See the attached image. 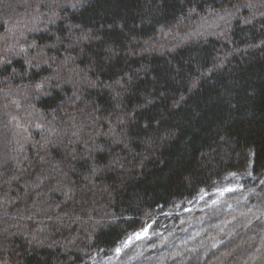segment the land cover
<instances>
[{
    "label": "trees",
    "instance_id": "trees-1",
    "mask_svg": "<svg viewBox=\"0 0 264 264\" xmlns=\"http://www.w3.org/2000/svg\"><path fill=\"white\" fill-rule=\"evenodd\" d=\"M18 1L28 2L8 14ZM43 1L0 0V20ZM242 1L253 3L74 0L32 36L34 57L0 44V82L21 89L16 99L32 87L51 113L73 101L53 116L50 139L68 156L55 165L47 150L9 147L3 123L15 107L0 99V264H84L228 171L264 173V17L245 16ZM58 60L72 67L52 76ZM242 247L227 264H264V250L251 259Z\"/></svg>",
    "mask_w": 264,
    "mask_h": 264
},
{
    "label": "rangeland",
    "instance_id": "rangeland-1",
    "mask_svg": "<svg viewBox=\"0 0 264 264\" xmlns=\"http://www.w3.org/2000/svg\"><path fill=\"white\" fill-rule=\"evenodd\" d=\"M46 1H43L41 6L38 4L39 7L33 12L18 13L21 16L14 19L8 18L6 22L3 18L0 20L7 26V33L0 39V44L6 48L10 55L25 56L27 59L34 57L38 45L35 40H32V36L39 33L42 27L58 22L63 7L70 6L74 2V0ZM18 2L12 4L8 9V14L19 12L28 1L25 4L24 1ZM32 2L33 0H29V3ZM249 2L253 3L242 1L239 4L240 7H243L241 13L246 16L247 12L245 11L249 9L248 15L254 16L253 19H260L256 17L262 14L264 17V0ZM213 11L206 13V18L210 17L214 20L215 18L211 14ZM227 18L229 16L225 19L227 20ZM213 20L210 23L215 22ZM217 21H224V18ZM190 39L187 38L179 42L181 44L188 43ZM171 40V43L175 42V40ZM51 48L57 49L56 46ZM45 54L44 52L43 56ZM0 56V64H2L4 56L1 53ZM44 57L52 61L51 56L45 55ZM50 81L45 83L50 84ZM14 88V94L20 93L21 89L15 90ZM26 89L24 90L26 92L24 99H15L11 103L13 106L15 101L23 100L25 119H20L17 109H9L8 122L3 123L6 125L4 136L10 137L6 143L9 147L15 148L14 150L17 152H22L23 145L33 143V150L30 154L33 156L34 153L38 154L41 148L45 149L42 141L56 136V131L54 128H45V124H42L44 114L38 115L35 112L36 102L32 97H36L33 93V91L36 93V90L32 87H26ZM28 111H31L37 118L34 120L29 118ZM45 130L49 131V136ZM61 132L62 136H65V131ZM51 139L49 141L54 143ZM6 143L4 146L7 145ZM36 143L41 148H35ZM20 160L27 162L25 155ZM252 176L254 175H239L232 185L247 184L250 185L249 189L252 186L258 191L261 186H264V176H258L257 180ZM220 183L217 179L211 182L210 185H214L212 192L202 187L200 195L192 202H188L189 204L180 203L169 209L157 208L153 214H150L151 219L142 228L128 235L124 242L114 249V252L104 257L95 254L84 264H191L193 262V264H227L226 259L233 255L232 253L235 255L242 246L247 252L253 251L251 259L260 255L264 250V244L261 242L264 241V195L260 193L255 195L257 192L254 193L253 189H248L244 195L233 197L235 193L227 192L225 189L231 183L227 182L223 185L225 182H222L223 186ZM257 183L260 186H253ZM235 243L241 246L235 248L233 246ZM259 261L260 259L257 258V262Z\"/></svg>",
    "mask_w": 264,
    "mask_h": 264
},
{
    "label": "bare ground",
    "instance_id": "bare-ground-1",
    "mask_svg": "<svg viewBox=\"0 0 264 264\" xmlns=\"http://www.w3.org/2000/svg\"><path fill=\"white\" fill-rule=\"evenodd\" d=\"M218 17L220 18V15H218ZM44 59V58H43ZM48 60L45 58L44 59V62H47ZM54 67H55V72H54V74H51L52 76L53 75H60V76H63V74L65 73V75H66V70H65V68L66 67H68L67 69H70L71 67H72V64H67V66L65 65L64 66V64H60V62H59V60L58 61H56V63L54 64ZM64 70H65V72H64ZM66 78H69V76L68 77H66ZM0 79H4V75L3 74H0ZM0 84H1V82H0ZM13 84L11 85V82H8V84H5V85H3V84H1L0 85V99H2L3 98V100L4 101H11V102H13V100L14 99H16V98H18L15 94H14V91H13ZM32 98H34V100H35V102L36 103H38V104H40V100H36L35 99V96L34 97H32ZM23 100H19V101H15V103H14V107H15V110L17 111V113L20 115V119H25V117H24V107H25V104H24V102H22ZM69 103H73V101L72 100H67V101H64V102H62V103H60V104H58V105H56V106H54V108H55V111L54 112H46V111H44L43 109V107H41L40 105H36V108H35V112L38 114V115H40V114H44V120H43V123L42 124H45V128H49L50 127V129L51 128H54V130L55 129H59L60 127H58V124H56V122L54 121V117L53 116H55L56 114L55 113H57V115H65V108L68 106V104ZM83 103V102H82ZM80 104L79 105V108L80 109H83L84 108V106L83 105H86L85 103H83V104ZM42 106H44L43 104H41ZM9 108H11V106H8ZM8 107H4L6 110H8L9 108ZM54 113V114H53ZM53 114V115H52ZM29 118H31V119H36L37 118V116L36 115H34L32 112L30 113V115H29ZM56 118H57V116H56ZM83 118V117H82ZM77 122H78V120H77ZM79 123V122H78ZM79 129L80 128H78L77 126L76 127H74V130H73V132L74 133H77V134H79L80 133V131H79ZM46 131V130H45ZM66 131V130H65ZM46 134H48L47 136H49V131H46ZM53 137V138H52ZM52 137H50V138H52V139H56V136H52ZM48 138V137H47ZM85 143L86 142H83V141H79L78 142V144H80V145H85ZM33 144V143H32ZM32 144H25V145H23L22 146V150H24V151H27V150H29V149H31V147H33V145ZM42 144H43V146L45 147V149L44 148H41L40 146H38V144L36 143V147L35 148H37V149H39V147L41 148L40 149V151H39V154H36L37 156H39V157H42V156H45V152H46V150L48 151V153H49V156H51L52 158H53V160H55V165H59V163H61V161L62 160H64V159H66V158H68V156H66L65 154H64V151L63 150H61L60 149V146H61V144H57V143H53V142H51V141H49L48 139H44L43 141H42ZM42 146V147H43ZM57 151H59V153H54V152H57ZM63 151V153H62V155H61V152ZM28 157H30V155H28ZM248 170H250V167L248 166L247 168H246V170H236V171H231V172H227V173H225L224 175H223V177L221 178V179H218V181H220L221 183H220V185L221 186H223V185H225V184H227V182H230L231 184H229V185H227L226 187H225V189L227 190V192H234L235 193V195H233V197L234 196H236V197H238V196H240V195H244V193H247V190L250 188V185H247V184H243V185H239V184H236V185H232V183L234 184L235 182H236V178H237V176H239V175H243V174H252V175H254V176H252V178H255L256 180H257V177L258 176H264V173H262V174H260V175H258V174H256V173H254L252 170H250V171H248ZM234 179H233V178ZM262 178V177H261ZM230 179V181H228ZM226 180V181H225ZM260 180V179H259ZM222 182H225L224 184L222 183ZM211 183H209V185H207V186H205L204 188H206L209 192H212L213 190H214V185L212 184V185H210ZM223 184V185H222ZM232 185V186H231ZM253 186H260V184L259 183H257L256 185H253ZM253 189V192L255 193V192H257V194H255V195H258L259 193H260V191L258 192L257 191V189H254L252 186H251V189H249V190H252ZM250 192V191H249ZM200 193H201V189L197 192V194L195 195V197H193V198H187V199H185L183 202H181L182 204H189L190 202H192L194 199H196L199 195H200ZM189 202V203H188ZM180 204V203H179ZM178 205V204H177ZM245 209H248V208H245ZM250 214H252L251 212H250ZM261 223H263V221H260ZM127 238V237H126ZM126 238H124V239H122L116 246H115V248L120 244V243H122V242H124V240L126 239ZM115 248H113V249H111V250H109V251H106V252H103V253H99V255H102V257H104V256H108V255H110L112 252H114V249Z\"/></svg>",
    "mask_w": 264,
    "mask_h": 264
},
{
    "label": "snow or ice",
    "instance_id": "snow-or-ice-1",
    "mask_svg": "<svg viewBox=\"0 0 264 264\" xmlns=\"http://www.w3.org/2000/svg\"><path fill=\"white\" fill-rule=\"evenodd\" d=\"M72 6H73V7H77L78 5L73 4ZM37 87H41V85H37Z\"/></svg>",
    "mask_w": 264,
    "mask_h": 264
}]
</instances>
